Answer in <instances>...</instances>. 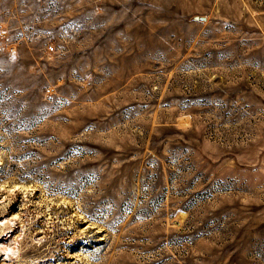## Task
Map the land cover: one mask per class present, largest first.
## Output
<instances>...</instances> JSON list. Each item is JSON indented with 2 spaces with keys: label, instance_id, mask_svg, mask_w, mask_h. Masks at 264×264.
<instances>
[{
  "label": "rangeland",
  "instance_id": "rangeland-1",
  "mask_svg": "<svg viewBox=\"0 0 264 264\" xmlns=\"http://www.w3.org/2000/svg\"><path fill=\"white\" fill-rule=\"evenodd\" d=\"M0 246L264 264V0H0Z\"/></svg>",
  "mask_w": 264,
  "mask_h": 264
},
{
  "label": "bare ground",
  "instance_id": "bare-ground-1",
  "mask_svg": "<svg viewBox=\"0 0 264 264\" xmlns=\"http://www.w3.org/2000/svg\"><path fill=\"white\" fill-rule=\"evenodd\" d=\"M0 250L3 252V256H6L7 258L15 253V249L8 246H0Z\"/></svg>",
  "mask_w": 264,
  "mask_h": 264
},
{
  "label": "built area",
  "instance_id": "built-area-1",
  "mask_svg": "<svg viewBox=\"0 0 264 264\" xmlns=\"http://www.w3.org/2000/svg\"><path fill=\"white\" fill-rule=\"evenodd\" d=\"M50 49L52 50L53 48L51 47Z\"/></svg>",
  "mask_w": 264,
  "mask_h": 264
}]
</instances>
